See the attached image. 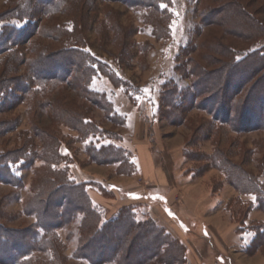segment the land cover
<instances>
[{"label":"rangeland","instance_id":"1","mask_svg":"<svg viewBox=\"0 0 264 264\" xmlns=\"http://www.w3.org/2000/svg\"><path fill=\"white\" fill-rule=\"evenodd\" d=\"M40 1L0 0V264H50L53 257V264H98L106 244L83 253L92 263L82 257L80 217L51 230L54 252L38 250L33 241L40 224L34 202L63 177L83 188L101 228L121 213L150 220L184 244L183 264H264V210L251 184L238 183L243 176L259 179L264 191V131H237L201 106L168 118L163 101L168 83L186 87L193 80L180 62L215 71L234 54L264 50V29L255 32L248 21L231 27L230 14L223 26L225 0H159L149 8L136 0H59L51 14ZM226 1L264 25V0ZM5 32L14 42L7 50ZM72 47L96 61L90 63L96 105L82 94V81L50 79L66 75L77 55L55 62L43 55ZM238 72L227 93L248 69ZM217 81L213 74L200 79L201 87ZM68 109L82 111L98 133L82 137L62 118ZM217 155L230 160L235 174L214 165ZM52 217L41 216L45 223ZM256 237L262 241L253 248Z\"/></svg>","mask_w":264,"mask_h":264},{"label":"trees","instance_id":"2","mask_svg":"<svg viewBox=\"0 0 264 264\" xmlns=\"http://www.w3.org/2000/svg\"><path fill=\"white\" fill-rule=\"evenodd\" d=\"M158 1L159 0H136L134 3L141 7L149 8L152 6L155 7ZM40 3L45 7L44 12L49 14L57 11L60 9V6H62L59 0H46L43 2L40 1ZM220 6L219 13L223 12V15L221 14L222 16L218 18L219 21L225 20L226 16L224 14H230L228 18L232 19V21L229 22L232 23L231 27H242L240 24L244 21H248L255 32H257L258 29H264V25L256 15L253 13L251 15L248 10L242 9L236 2L225 0ZM231 10H234V12H237V15H239L233 17ZM225 24L229 26L224 21L222 25L224 26ZM5 35L6 32L4 36L1 37L3 38L1 44L7 43L5 45L6 47L9 43H12L13 40L5 37ZM5 47L3 46V48ZM222 48H224V46ZM5 49L7 50V47ZM76 50L78 49L75 47L70 49L63 48L57 56L53 58L51 54L48 56L43 55L44 59L54 60V62L59 58H66L69 60L72 55L73 57L77 55L76 63L70 60L72 63L67 67V71L65 72L66 75L59 76L53 74L50 79L67 77L64 82L69 80L67 82L71 83L76 80L77 85L83 82L85 86L83 89H80L82 94H84V97L89 98L92 104L96 105L97 103L94 97L98 98V94L96 91L90 89L91 77L96 73V70L90 63L93 64L96 61L88 53L83 51L77 52ZM186 59H189L188 56H186L185 60ZM37 63L40 65L42 62L38 61ZM187 63L182 61L178 67L184 76H191L193 78L190 85L180 87L173 82L168 83V85L166 84L167 87L164 92L163 101L169 109L167 114L168 118H171V116H169L171 113L173 117L177 118L179 115L183 114V110L188 111L193 106H201L203 110L209 111L216 121L223 124H231L237 131H243L244 127L247 126H249L248 129L264 131V94L262 95V93H264V86L262 85L264 80V50H246L243 56L234 54V58H232L230 62L223 63L218 61L216 63L218 68L215 71H206L198 67L191 69L188 68ZM102 67L106 66L98 61V69L102 71ZM240 68L248 69L245 80L242 79L243 81L240 80L235 83L232 92L227 93L226 90L233 87V84L230 86L229 83L232 80L231 78L235 79V77L238 76V70ZM219 71L220 74H218V76L214 74L217 72L219 73ZM221 72H223V74L227 73L226 79L220 77L222 74ZM212 74L215 76V79L218 80L217 86L201 87L200 79H209ZM70 78H73L72 81ZM207 93L210 94L203 98V95ZM253 93H257L260 100L256 98L257 94L253 95ZM218 94L223 95L221 100H217ZM214 95L215 97H213ZM102 101L104 100L102 99ZM212 101L216 102V104L213 108H209L208 104ZM63 112L64 116H62V118L66 117V121L71 123L82 137L87 138V136L97 131L92 127L93 125H91L93 121L86 117L82 111L77 112L68 109ZM52 147H54V144H52ZM211 160H213L214 165L224 173L235 174V167L232 166L228 158L222 160L221 157L217 155ZM253 179L252 177L246 178L243 176V179L238 181V183L241 186L251 184L253 193L258 196L257 198L260 201L261 209L264 210V191L262 189V183H260L259 179ZM45 195L46 193L38 199V201L36 200L34 202L35 207L32 211V213H36L40 218V224H38L37 227L38 231L33 233V241L36 243L38 250L42 249L54 252L57 245L48 239V237L50 239L53 237L52 234H50L51 230L54 231L56 228L67 226L80 217L84 233V244L80 252L82 253V257L88 259L91 263L92 260L89 257L86 258L83 253L85 254V252L91 249L94 250L101 242H104L106 245L105 247H100L102 249L98 253L100 258L98 264L108 262H115L116 264H183L186 261V247L184 244L174 239L165 229L159 227L150 220L144 222L136 221L130 212L124 215L121 213L119 216L110 219L101 228V218L92 207L83 188L75 185L71 186V184L66 182L65 177H63L62 181L58 182L52 191L46 195V198ZM48 212H52L53 217L50 223H45L42 221L41 216L42 214L46 215ZM121 233L124 235L118 238V235ZM3 237L5 238L7 235ZM257 237L252 242L251 247L253 248L262 241L258 240ZM259 247L260 246L257 248ZM109 250H112L111 254H109ZM22 252L23 251L19 252V250H17L19 254ZM136 257L138 260L135 262L132 261V259L134 260ZM51 260L52 262H50V264H53L55 261L54 257ZM16 264L21 263L17 262Z\"/></svg>","mask_w":264,"mask_h":264},{"label":"snow or ice","instance_id":"3","mask_svg":"<svg viewBox=\"0 0 264 264\" xmlns=\"http://www.w3.org/2000/svg\"><path fill=\"white\" fill-rule=\"evenodd\" d=\"M137 99H139V98H137Z\"/></svg>","mask_w":264,"mask_h":264}]
</instances>
